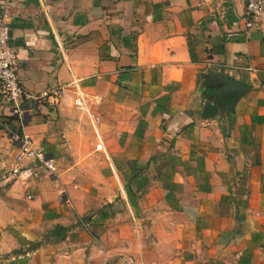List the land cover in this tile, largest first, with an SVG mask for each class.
<instances>
[{
    "label": "crops",
    "instance_id": "obj_1",
    "mask_svg": "<svg viewBox=\"0 0 264 264\" xmlns=\"http://www.w3.org/2000/svg\"><path fill=\"white\" fill-rule=\"evenodd\" d=\"M5 8L26 92L63 93L25 102L57 173L0 185V264H264V15L247 29L245 0ZM204 73L248 89L218 103ZM18 146L0 128V182Z\"/></svg>",
    "mask_w": 264,
    "mask_h": 264
},
{
    "label": "built area",
    "instance_id": "obj_2",
    "mask_svg": "<svg viewBox=\"0 0 264 264\" xmlns=\"http://www.w3.org/2000/svg\"><path fill=\"white\" fill-rule=\"evenodd\" d=\"M264 15V0H245V12L243 20L247 29L259 26L261 16ZM11 27L8 20L7 8L0 11V97L1 102L10 109L12 117H18L21 123V130L12 129V120L0 111V128L10 133V136L19 143L18 153L15 157V165L8 172L0 185L10 176L30 180L43 174L49 177L56 176L57 165L52 157H49L42 148L35 146L33 138L24 130L25 102L27 100L52 99L57 103L63 93V87L52 92H44L37 97L27 93L20 77V57L18 47L11 43ZM79 109L85 108L83 95L75 100ZM102 149V143L98 145ZM29 161L30 165H23ZM59 195L64 197L66 189L60 187Z\"/></svg>",
    "mask_w": 264,
    "mask_h": 264
},
{
    "label": "water",
    "instance_id": "obj_3",
    "mask_svg": "<svg viewBox=\"0 0 264 264\" xmlns=\"http://www.w3.org/2000/svg\"><path fill=\"white\" fill-rule=\"evenodd\" d=\"M204 86L215 87L218 90V103H224L225 97H232L234 102L246 92L248 87L240 84L239 82L223 78L220 76H213L211 74L204 73ZM219 114V106L212 100H208L204 103L202 118H214Z\"/></svg>",
    "mask_w": 264,
    "mask_h": 264
},
{
    "label": "trees",
    "instance_id": "obj_4",
    "mask_svg": "<svg viewBox=\"0 0 264 264\" xmlns=\"http://www.w3.org/2000/svg\"><path fill=\"white\" fill-rule=\"evenodd\" d=\"M67 231H68V228L62 227V226H58L54 229V233L60 232V234L63 236L66 234Z\"/></svg>",
    "mask_w": 264,
    "mask_h": 264
},
{
    "label": "rangeland",
    "instance_id": "obj_5",
    "mask_svg": "<svg viewBox=\"0 0 264 264\" xmlns=\"http://www.w3.org/2000/svg\"><path fill=\"white\" fill-rule=\"evenodd\" d=\"M12 129H13V124H12ZM14 130V129H13Z\"/></svg>",
    "mask_w": 264,
    "mask_h": 264
}]
</instances>
